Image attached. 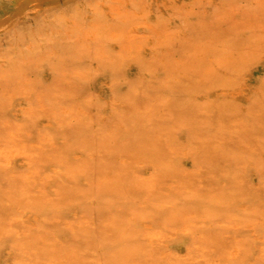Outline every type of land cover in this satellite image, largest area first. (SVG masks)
I'll return each instance as SVG.
<instances>
[{
  "label": "rangeland",
  "instance_id": "rangeland-1",
  "mask_svg": "<svg viewBox=\"0 0 264 264\" xmlns=\"http://www.w3.org/2000/svg\"><path fill=\"white\" fill-rule=\"evenodd\" d=\"M1 137L0 264H264V0H0Z\"/></svg>",
  "mask_w": 264,
  "mask_h": 264
},
{
  "label": "bare ground",
  "instance_id": "bare-ground-1",
  "mask_svg": "<svg viewBox=\"0 0 264 264\" xmlns=\"http://www.w3.org/2000/svg\"><path fill=\"white\" fill-rule=\"evenodd\" d=\"M16 3H17V5H20V4H23L24 2H26L27 0H14ZM65 1H67V0H65ZM92 2V1H91ZM128 3V2H127ZM126 2H125V4H127ZM51 8V7H50ZM15 10H16V8H15ZM45 10V9H44ZM47 10V9H46ZM102 11V10H101ZM85 12V11H84ZM83 12V13H84ZM112 13V12H111ZM122 13H123V11H122ZM15 14V13H14ZM115 14V13H114ZM104 15V14H103ZM108 15V14H107ZM119 17V16H118ZM86 21V20H85ZM84 21V22H85ZM87 22V21H86ZM85 22V23H86ZM86 28H88V26L86 27ZM85 28V29H86ZM104 28V27H103ZM83 30V29H82ZM93 30V29H92ZM89 31V30H88ZM91 32V31H90ZM93 32V31H92ZM94 33V32H93ZM126 35V34H125ZM72 36H74V35H72ZM127 36V35H126ZM109 37V36H108ZM73 38V37H72ZM95 38V37H94ZM136 38V37H135ZM96 40V39H95ZM106 42V41H105ZM119 42V41H118ZM121 43V42H120ZM99 44V43H98ZM118 44V43H117ZM123 44V43H122ZM121 44V45H122ZM128 44H130V43H128ZM119 45V44H118ZM135 46V45H134ZM139 48V47H138ZM143 49V48H142ZM6 66V65H5ZM135 74V73H134ZM108 88V87H107ZM110 90H111V87H110ZM107 93V92H106ZM109 93H111V92H109ZM247 94V96H248V99L251 101L252 100V97H253V92L252 91H248V92H245L244 91V89L241 91V94H242V96L241 97H244V99H245V95L244 94ZM116 98V97H115ZM114 98V99H115ZM113 99V98H112ZM109 101H111V100H109ZM116 101V100H115ZM115 101H113L114 103H115ZM30 104V103H29ZM24 105V104H23ZM52 105V104H51ZM20 106V105H19ZM61 106V105H60ZM31 107V106H30ZM58 108V107H57ZM61 108V107H60ZM59 108V109H60ZM114 108V107H113ZM69 110H71V109H69ZM25 111V110H24ZM33 111V110H32ZM114 111V110H113ZM67 114H69V113H67ZM75 115V114H74ZM69 119V118H68ZM66 123V122H65ZM70 123V122H69ZM64 124V123H63ZM62 124V125H63ZM10 131V130H9ZM13 131V130H12ZM3 135H5V134H3ZM7 135V134H6ZM2 138L3 137H1V139L0 140H2ZM6 138V137H5ZM16 138V137H15ZM51 139V138H50ZM21 140V139H20ZM25 140V139H24ZM3 141V140H2ZM26 142V141H25ZM18 143L20 144V145H18ZM28 143V142H27ZM30 143V142H29ZM11 147H10V149L7 151V150H5V151H1L0 150V155H2V154H6L7 156H16V155H18V154H20L21 156L22 155H24L25 153H24V151L23 150H25V146H24V144L21 142V141H18L17 140V142L15 141V139L14 140H12L11 141ZM46 148V147H45ZM44 148V149H45ZM41 149V148H40ZM47 149V148H46ZM197 149V148H196ZM195 149V150H196ZM28 151H29V149H28ZM31 152V151H30ZM46 152V151H45ZM32 153H34L35 154V152H32ZM32 153H30V154H32ZM49 154V153H48ZM39 155V154H38ZM44 155H46V154H44ZM19 156V155H18ZM31 156V155H30ZM36 156V155H35ZM50 157H51V155H49ZM41 156H39V158H40ZM1 158V157H0ZM36 158V157H35ZM45 158V157H44ZM5 159H6V157H5ZM16 159V158H15ZM17 159H18V157H17ZM8 160H9V158H8ZM7 160V161H8ZM45 160V159H44ZM48 160H49V158H48ZM36 161V160H35ZM40 161V160H39ZM52 161V160H51ZM10 162V161H9ZM8 162V163H9ZM18 162V161H17ZM26 162V161H25ZM33 162V161H32ZM233 162V161H232ZM11 163V162H10ZM14 162H12V164H13ZM15 163H16V161H15ZM40 163V162H39ZM171 163H172V161H171ZM29 164H31L30 162H29ZM161 166H163V167H161L163 170H165L164 168V166H165V164L163 165H161ZM172 166V165H171ZM194 166V165H193ZM235 166V165H234ZM247 166V165H246ZM258 166V165H257ZM258 167H260V166H258ZM187 168V167H186ZM197 168H198V166H197ZM167 169V168H166ZM25 170H29V169H25ZM57 170V169H56ZM200 170H201V167H200ZM2 171V170H1ZM175 171V170H174ZM186 171V170H185ZM198 171V170H197ZM205 171V170H204ZM203 171V172H204ZM2 172H4V171H2ZM1 172V173H2ZM7 172V171H6ZM54 172H56V171H54ZM59 172V171H58ZM186 172H188V171H186ZM236 173V172H235ZM10 174V173H9ZM199 174V173H198ZM197 174V175H198ZM202 173H200V175H201ZM3 175H6V173L5 174H2V176ZM12 175H13V172H12ZM195 175V174H194ZM20 176V175H19ZM15 177V176H14ZM31 177V176H30ZM224 177V176H223ZM11 178V177H10ZM18 178V177H17ZM38 178V177H37ZM157 178V177H156ZM200 179H201V177H200ZM239 179V178H238ZM5 180V179H4ZM20 180V179H19ZM18 180V181H19ZM25 181H26V178L24 179ZM36 180H38V179H36ZM40 180V179H39ZM227 180H228V178H227ZM233 180H234V178H233ZM33 181H35V180H33ZM12 182V181H11ZM14 182V181H13ZM17 182V181H16ZM39 182V181H38ZM144 182V181H143ZM151 182V181H150ZM154 182V181H153ZM156 182H158V181H156ZM238 182V181H237ZM6 183H8V182H6ZM26 183V182H25ZM38 184H40V183H38ZM151 184V183H150ZM156 184V183H155ZM18 185V184H17ZM148 185H149V183H148ZM13 186V185H12ZM21 186V185H20ZM25 186V185H24ZM171 186V185H170ZM201 186V185H200ZM22 187V186H21ZM27 187V186H26ZM12 188V187H11ZM10 188V189H11ZM19 188V187H18ZM28 188V187H27ZM175 189H176V187H174ZM181 188V187H180ZM207 188V187H206ZM230 189V188H229ZM240 189V188H239ZM262 189V188H261ZM25 190V189H24ZM28 190V189H27ZM33 190V189H32ZM178 190V189H177ZM177 190H175V191H177ZM29 191V190H28ZM35 191V190H34ZM238 191V190H237ZM25 192V191H24ZM206 192V191H205ZM210 192V191H209ZM263 192V191H262ZM47 193V192H46ZM180 193V192H179ZM239 193H240V191H239ZM22 194V193H21ZM20 194V195H21ZM25 194V193H24ZM35 194V193H34ZM182 194V193H181ZM217 194V193H216ZM176 195V194H175ZM171 196V195H170ZM237 196V195H236ZM249 196H250V194H249ZM50 197V196H49ZM223 197V196H222ZM242 197H245V195H243L242 194ZM127 198V197H126ZM125 198V199H126ZM149 198V197H148ZM170 198V197H169ZM174 198V197H173ZM212 198V197H211ZM263 198V197H262ZM31 199H32V197H31ZM94 199V198H93ZM92 199V200H93ZM153 199V198H152ZM155 199V198H154ZM171 200H172V197H171ZM22 201V200H21ZM123 201H124V199H123ZM126 201V200H125ZM164 201V200H163ZM231 201V203L232 204H235L236 202H237V199H235V197L233 198V199H231L230 200ZM246 201H249L248 200V198L246 197ZM32 201H30V204L32 205V203H31ZM177 202V201H176ZM201 202V201H200ZM215 202V201H214ZM214 202H212V204H215ZM113 203V202H112ZM142 203V202H141ZM220 203H222L223 205H226V203L225 202H223V201H221ZM1 204V203H0ZM29 204V205H30ZM106 204V203H105ZM31 205H30V207H31ZM208 205V204H207ZM223 205H221V207L220 208H224V207H222ZM156 206H158V204L156 205ZM166 206H169V205H166ZM10 207V206H9ZM29 207V208H30ZM215 207V206H214ZM217 207H219V206H217ZM216 207V208H217ZM230 207V206H229ZM20 208V207H19ZM148 208V207H147ZM159 208V207H158ZM30 209H33V208H30ZM144 209V208H143ZM166 209V208H165ZM207 209H208V207H207ZM242 212L244 213V214H247V213H251V212H253L255 209H253L252 208V205L251 204H248V203H245V204H243L242 205ZM258 209V208H257ZM261 209V208H260ZM161 210V209H160ZM34 211H36V209H34ZM48 210H46V212H47ZM195 211V210H194ZM228 210H226V211H224V210H219V211H217L216 213H214V216L217 218H220L219 217V215L221 216H223V215H227V214H229L228 216H230L231 217V219H234L235 218V215L233 214V215H231V213H229V212H227ZM230 211V210H229ZM257 211V210H256ZM20 212V211H19ZM33 212V211H32ZM50 212V211H49ZM135 212V211H134ZM142 212V211H141ZM184 212H185V210H184ZM189 212V211H188ZM208 212V211H207ZM232 212V211H231ZM258 212V211H257ZM13 213V212H12ZM42 213H43V211H42ZM139 213V212H138ZM187 213V212H186ZM263 213V212H262ZM35 214V213H34ZM154 214V213H153ZM175 214V213H174ZM185 214V213H184ZM190 214V213H189ZM193 214V213H192ZM191 214V215H192ZM210 214H211V212H210ZM260 214V213H259ZM80 215V214H79ZM133 215V214H132ZM177 215H178V213H177ZM194 215V214H193ZM203 215V214H202ZM237 215V218L236 219H239V220H242V219H240V218H242L241 216H243V214H241V213H239V214H236ZM241 215V216H240ZM254 215V214H253ZM46 216V215H45ZM135 216V215H134ZM188 216V215H187ZM209 216V215H208ZM255 216V215H254ZM262 216V215H261ZM264 216V215H263ZM54 217V216H53ZM75 217V216H74ZM176 217V216H175ZM183 217V216H182ZM206 217V216H205ZM45 218V217H44ZM129 218V217H128ZM198 218V217H197ZM224 218H226V217H224ZM46 219V218H45ZM80 219H82V218H80ZM124 219V218H123ZM142 219V218H141ZM150 219V218H149ZM203 219H205V218H203ZM228 219V218H227ZM20 220H21V217H20ZM19 220V221H20ZM57 220V219H56ZM142 220H144V219H142ZM196 220V219H195ZM207 220V219H206ZM229 220V219H228ZM250 220H252V219H250ZM264 220V219H263ZM262 220V218L260 219V221L258 220V221H255L256 223H250V224H246V226H245V228H247L249 231H257V230H259L260 228H261V230H264V221ZM17 221V220H16ZM25 221V220H24ZM182 221V220H181ZM184 221V220H183ZM182 221V222H183ZM194 221V220H193ZM197 221V220H196ZM204 221V220H203ZM234 221V220H233ZM247 221H249V220H247ZM246 221V222H247ZM29 222H30V226L33 228H35L36 227V224L37 223H39L40 222V218H39V216H37V213L34 215V216H31L30 218H29ZM48 222V221H47ZM115 222V221H114ZM191 222V221H190ZM211 222V221H210ZM216 222V221H215ZM214 222V223H215ZM224 222V221H223ZM235 222H238V220L237 221H235ZM243 222V221H242ZM252 222H254V221H252ZM88 223V222H87ZM126 223V222H125ZM130 223V222H129ZM132 223V222H131ZM192 223V222H191ZM230 224H231V222H229ZM244 223H245V221H244ZM17 224V223H16ZM19 224V223H18ZM69 224V223H68ZM76 224V223H75ZM78 224V223H77ZM84 224V223H83ZM128 224V223H127ZM138 224V223H137ZM169 224V223H168ZM180 224V223H179ZM194 224V223H193ZM218 224V223H217ZM148 225H150V224H147L146 223V227H148ZM162 225V224H161ZM200 225V224H199ZM223 225V224H222ZM233 225V224H232ZM235 225V224H234ZM245 225V224H244ZM9 226V225H8ZM27 226V225H26ZM65 226H66V224H65ZM151 226H152V224H151ZM164 226V225H163ZM171 226V225H170ZM186 226V225H185ZM210 226V225H209ZM213 226V225H212ZM215 226V225H214ZM237 226V225H236ZM240 226H243V225H240ZM14 227V226H13ZM16 228H17V226H15ZM73 227V226H72ZM76 227V226H75ZM169 227V226H168ZM239 227V226H238ZM237 227V228H238ZM27 228V227H26ZM71 228V227H70ZM81 228V227H80ZM92 228V227H91ZM145 228V227H144ZM152 228V227H151ZM179 228V227H178ZM181 228H182V226H181ZM185 228V227H184ZM231 228V227H230ZM14 229V228H13ZM25 229V228H24ZM40 229V228H39ZM87 229H89V228H87ZM134 229H136V228H134ZM156 229V228H155ZM166 229V228H165ZM227 229V228H226ZM18 230V229H17ZM35 230V229H34ZM43 230V229H42ZM84 230H86V229H84ZM141 230H142V228H141ZM146 230V229H145ZM154 230V229H153ZM181 230V229H180ZM201 229H199V231H200ZM5 231H6V229H5ZM70 231V230H69ZM75 231V230H74ZM136 231V230H135ZM152 231V230H151ZM150 231V232H151ZM163 231V230H162ZM169 231V230H168ZM173 231V230H172ZM192 231V230H191ZM229 231H230V229H229ZM23 232H24V230H23ZM117 232V231H116ZM127 232V231H126ZM131 232V231H130ZM186 232H188V231H186ZM185 232V233H186ZM203 232V231H202ZM211 232V231H210ZM254 232H253V234H254ZM89 233V232H88ZM144 233V232H143ZM157 233V232H156ZM161 233H163V232H161ZM225 233V232H224ZM263 233V232H262ZM5 234V233H4ZM20 234V233H19ZM26 234V233H25ZM24 234V235H25ZM137 234H139V231H137ZM148 234H149V232H148ZM197 234V233H196ZM209 235H210V233H208ZM212 234V233H211ZM260 234V233H259ZM74 235V234H73ZM109 235V234H108ZM192 236L194 235V234H191ZM225 235H228V233L227 234H225ZM245 235V234H244ZM264 235V234H263ZM19 236V235H18ZM35 236V235H34ZM84 236V235H83ZM158 236V235H157ZM203 236V235H202ZM222 236H223V233H222ZM229 236H231V235H229ZM256 236V235H255ZM255 236H253V237H255ZM260 236H261V234H260ZM16 237V236H15ZM24 237V236H23ZM38 237V236H37ZM42 237V236H41ZM151 237H153V239L154 238H156V236H154V235H151ZM258 237V236H257ZM257 237H255V238H257ZM262 237V236H261ZM17 238V237H16ZM26 238V240H28L27 239V237H25ZM30 238V237H29ZM148 238V237H147ZM209 238V237H208ZM224 238V237H223ZM222 238V239H223ZM228 238V237H227ZM230 238V237H229ZM234 238H235V236H234ZM233 238V239H234ZM240 238V237H239ZM238 238V239H239ZM254 238V239H255ZM259 238V237H258ZM55 239H56V237H55ZM88 239H89V237H88ZM161 239V238H160ZM159 239V240H160ZM172 239H174V235H173V238ZM178 239V238H177ZM194 239V238H193ZM242 239H244V238H242ZM262 240H263V238H261ZM261 239H259V241L261 242L262 240ZM85 240V239H84ZM167 240H169V241H167V243L166 244H164V247L166 248V252H165V254H162V253H164V252H162V253H159L160 255H164V257L167 259V257H172V256H174V255H176V254H174V252H173V248H172V243H171V240L168 238ZM176 240V239H175ZM211 240H214V239H212L211 238ZM236 240V239H235ZM249 240V239H248ZM257 240V239H256ZM35 241H36V239H35ZM88 241H92V240H88ZM125 241V240H124ZM147 241H148V239H147ZM146 241V242H147ZM205 241V240H204ZM223 241H224V239H223ZM20 242V241H19ZM33 242V241H32ZM56 242V241H55ZM159 242V241H158ZM157 242V243H158ZM161 242V241H160ZM166 242V241H165ZM177 242V241H176ZM196 242H198V241H196ZM203 242V241H202ZM264 242V241H263ZM92 243V242H91ZM128 243V242H127ZM152 243V242H151ZM191 243H193L192 241H191ZM205 243V242H204ZM29 244V243H28ZM121 244V243H120ZM159 244V243H158ZM195 244V243H194ZM199 244V243H198ZM148 245V244H147ZM209 245V244H208ZM242 245V244H241ZM32 246V245H31ZM84 246V245H83ZM135 246V245H134ZM155 246V245H154ZM157 246H159V245H157ZM182 247V248H184L187 252H186V255H187V257H185V260H187V262L188 263H190V264H200L202 261H203V259H197V254L198 253H196V251H201L202 250V248L201 247H199L198 245H195V250H193L191 247H190V245H188L186 242H179L178 243V245H176L175 247ZM202 246V245H201ZM211 246H212V244H211ZM217 246V245H216ZM225 246V245H224ZM247 246V245H246ZM260 246V245H259ZM34 247V246H33ZM85 247V246H84ZM151 247H153V246H151ZM163 247V246H162ZM178 247V248H179ZM193 247V246H192ZM206 247V246H205ZM19 248V247H18ZM164 248V249H165ZM212 248V247H211ZM229 248V247H228ZM83 249V248H82ZM90 249V248H89ZM129 249V248H128ZM157 249V248H156ZM204 249V248H203ZM207 249V248H206ZM210 249V248H209ZM217 249V248H216ZM26 250V249H25ZM45 250V249H44ZM84 250V249H83ZM86 250V249H85ZM88 250V249H87ZM135 250V249H134ZM139 250V249H138ZM233 250V249H232ZM29 253L31 252V253H37V252H34L33 251V249L32 250H27ZM142 251H144V250H142ZM161 251V250H160ZM163 251V250H162ZM211 251V250H210ZM221 251H224L223 249L221 250ZM231 251V250H230ZM244 251H246V250H244ZM89 252V251H88ZM138 252V251H137ZM140 252V251H139ZM212 252V251H211ZM260 252V251H259ZM104 253V252H103ZM130 253V252H129ZM177 253V252H176ZM199 253H201V252H199ZM242 253H243V248H236L233 252H232V255H233V257H232V259H234V260H236V259H239L240 258V256L242 255ZM50 254V253H49ZM48 254V255H49ZM110 254V253H109ZM179 253H177V255H178ZM225 254V253H224ZM223 254V255H224ZM251 254H253V253H246L245 252V256H244V260H243V262H242V264H252L253 262H251L252 261V256H251ZM264 254V253H263ZM36 256H37V254H35ZM81 255H82V253H81ZM90 255H91V253H90ZM89 255V256H90ZM147 255V254H146ZM182 255V254H181ZM181 255H179V256H181ZM20 256H21V254H20ZM24 256V255H23ZM45 256V255H44ZM44 256H43V258H44ZM84 256V255H83ZM82 256V257H83ZM179 256H177V257H179ZM226 256H227V254H226ZM229 256V255H228ZM15 257V256H14ZM41 257V256H40ZM91 257V256H90ZM89 257V258H90ZM151 257V256H150ZM183 257H184V255H183ZM200 257V256H199ZM224 257V256H223ZM263 258H264V256H262ZM20 258V257H19ZM57 258V257H56ZM88 258V257H87ZM126 258V257H125ZM156 258V257H155ZM182 258V257H181ZM16 259V258H15ZM27 259V258H26ZM51 259V258H50ZM108 259V258H107ZM136 259V258H135ZM170 259V258H169ZM224 259V258H223ZM225 259H226V257H225ZM17 260V259H16ZM19 260V259H18ZM40 260V259H39ZM48 260V259H47ZM92 260V259H91ZM122 260H124V259H122ZM179 260V259H178ZM14 261V260H13ZM12 261V262H13ZM23 261V260H22ZM44 261V260H43ZM57 261V260H56ZM55 261V262H56ZM108 261V260H107ZM148 261V260H147ZM151 261V260H150ZM163 261V260H162ZM181 261V260H180ZM184 261V260H183ZM213 261V260H212ZM223 261V260H222ZM26 262H27V260H26ZM26 262H24V263H26ZM29 262V261H28ZM36 262V261H35ZM40 262V261H39ZM42 262V261H41ZM109 262V261H108ZM107 262V263H108ZM114 262V261H113ZM142 262V261H141ZM208 262V261H207ZM47 263V262H46ZM53 263V262H52ZM68 263V262H67ZM70 263V262H69ZM118 263V262H117ZM124 263V262H123ZM137 263V262H136ZM156 263V262H155ZM203 263H206L205 261H203ZM7 264H8V262H7ZM15 264V263H14ZM21 264V263H20ZM36 264V263H35ZM49 264V263H48ZM138 264V263H137ZM145 264V263H144ZM158 264V263H157ZM165 264V263H164ZM167 264H169V263H167ZM170 264H180V263H171L170 262ZM209 264H227V262L226 263H222V262H210ZM254 264V263H253Z\"/></svg>",
  "mask_w": 264,
  "mask_h": 264
}]
</instances>
